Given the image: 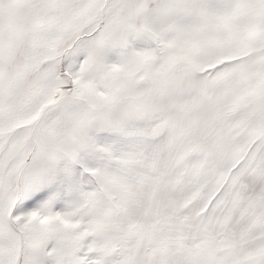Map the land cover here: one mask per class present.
Instances as JSON below:
<instances>
[{"label":"snow or ice","instance_id":"obj_1","mask_svg":"<svg viewBox=\"0 0 264 264\" xmlns=\"http://www.w3.org/2000/svg\"><path fill=\"white\" fill-rule=\"evenodd\" d=\"M0 264H264V0H0Z\"/></svg>","mask_w":264,"mask_h":264}]
</instances>
